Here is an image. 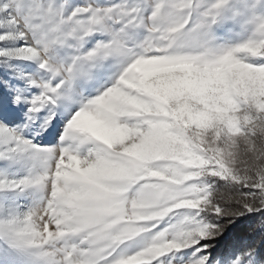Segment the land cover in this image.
Returning <instances> with one entry per match:
<instances>
[{
	"label": "snow or ice",
	"instance_id": "snow-or-ice-1",
	"mask_svg": "<svg viewBox=\"0 0 264 264\" xmlns=\"http://www.w3.org/2000/svg\"><path fill=\"white\" fill-rule=\"evenodd\" d=\"M0 264H264V0H0Z\"/></svg>",
	"mask_w": 264,
	"mask_h": 264
},
{
	"label": "trees",
	"instance_id": "trees-1",
	"mask_svg": "<svg viewBox=\"0 0 264 264\" xmlns=\"http://www.w3.org/2000/svg\"><path fill=\"white\" fill-rule=\"evenodd\" d=\"M259 222V217H253L249 220L243 222H238L235 228L232 230L231 236L234 240H240L241 238L247 237L248 235H253L257 240L260 239L259 235L252 232L250 225H255Z\"/></svg>",
	"mask_w": 264,
	"mask_h": 264
}]
</instances>
